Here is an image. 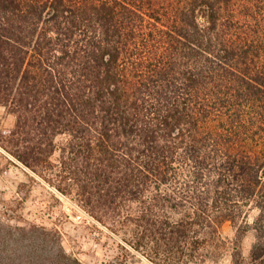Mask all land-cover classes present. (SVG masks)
<instances>
[{
  "label": "trees",
  "instance_id": "16d2710c",
  "mask_svg": "<svg viewBox=\"0 0 264 264\" xmlns=\"http://www.w3.org/2000/svg\"><path fill=\"white\" fill-rule=\"evenodd\" d=\"M0 106V147L126 251L264 264V0H0Z\"/></svg>",
  "mask_w": 264,
  "mask_h": 264
},
{
  "label": "rangeland",
  "instance_id": "374dc122",
  "mask_svg": "<svg viewBox=\"0 0 264 264\" xmlns=\"http://www.w3.org/2000/svg\"><path fill=\"white\" fill-rule=\"evenodd\" d=\"M14 123V116L0 106V128ZM52 193L41 177L0 147V264H154L142 254L126 251L128 245L121 238L74 200L58 194L57 201ZM220 231L223 239L233 241L235 228L230 222ZM252 242L248 233L240 244L244 256ZM230 247L228 243L218 262L191 264H230Z\"/></svg>",
  "mask_w": 264,
  "mask_h": 264
}]
</instances>
